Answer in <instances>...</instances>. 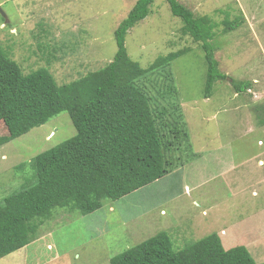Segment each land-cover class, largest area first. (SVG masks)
Masks as SVG:
<instances>
[{
  "label": "rangeland",
  "instance_id": "1",
  "mask_svg": "<svg viewBox=\"0 0 264 264\" xmlns=\"http://www.w3.org/2000/svg\"><path fill=\"white\" fill-rule=\"evenodd\" d=\"M137 1L0 0V45L25 73L48 68L59 84H67L113 61L115 31ZM179 2L217 25L212 44L228 77L215 84L211 98L205 95V54L182 35L183 23L166 0H154L149 17L128 33L126 48L143 69L160 56L189 48L171 72L191 153L198 157L184 156V165L117 201H104L92 214L57 209L31 244L0 264H110L161 232L169 234L175 251L218 234L226 250L245 246L258 264L264 263V0ZM226 17L243 22L225 32ZM229 79L251 87L237 94ZM147 81L140 84L151 95L163 92L162 77ZM76 134L63 112L0 146V203L34 175L31 168L20 172L16 167ZM7 135L0 123V137Z\"/></svg>",
  "mask_w": 264,
  "mask_h": 264
},
{
  "label": "trees",
  "instance_id": "2",
  "mask_svg": "<svg viewBox=\"0 0 264 264\" xmlns=\"http://www.w3.org/2000/svg\"><path fill=\"white\" fill-rule=\"evenodd\" d=\"M166 1L183 23L182 35L200 44L205 54L209 99L215 84L228 77L220 70L212 44L217 25L209 16L197 17L179 0ZM153 3L138 0L121 21L113 61L67 84H59L48 68L25 73L11 51L0 45V123L8 131L0 137V146L63 112L69 113L77 131L73 138L16 167L20 172L31 168L34 175L0 203V260L31 244L57 209L92 214L104 201H117L184 165V156L192 161L198 157L191 153L171 72L172 63L189 48L158 57L148 69L133 61L126 48L128 33L149 17ZM242 22L243 18L230 22L226 17L225 32ZM155 75L163 78L164 90L153 96L140 83ZM232 84L237 94L251 87L250 82ZM110 264L258 263L245 246L226 250L218 234L175 251L169 234L161 232L113 257Z\"/></svg>",
  "mask_w": 264,
  "mask_h": 264
},
{
  "label": "water",
  "instance_id": "3",
  "mask_svg": "<svg viewBox=\"0 0 264 264\" xmlns=\"http://www.w3.org/2000/svg\"><path fill=\"white\" fill-rule=\"evenodd\" d=\"M0 12L2 13V11H1V10H0ZM229 81H232V80H230V79H229Z\"/></svg>",
  "mask_w": 264,
  "mask_h": 264
}]
</instances>
